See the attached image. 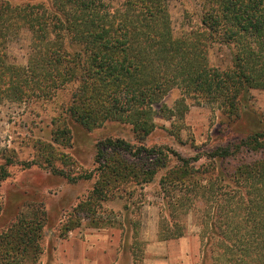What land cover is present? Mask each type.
Returning <instances> with one entry per match:
<instances>
[{
	"label": "rangeland",
	"instance_id": "obj_1",
	"mask_svg": "<svg viewBox=\"0 0 264 264\" xmlns=\"http://www.w3.org/2000/svg\"><path fill=\"white\" fill-rule=\"evenodd\" d=\"M104 1L111 8L123 2ZM202 2L167 1L172 34L199 37L209 66L225 70L232 64L233 46L205 30ZM30 46L29 31L12 32L6 63L28 66ZM77 87L73 82L56 89L47 85L0 98V243L9 255L7 264H155L156 258L164 264H183L184 258L188 264L215 263L207 247L203 251L201 220L207 206L195 205V215L184 206L175 210L171 204L180 188L173 193L164 186V191L159 182L176 163L171 151L190 164L200 156L195 165H206L205 154L264 134V90H250L238 115L228 119L217 103L181 100L180 89L172 88L154 105V130L141 138L130 124L106 116L89 124L92 103L77 111L88 115L87 123L71 115L78 106ZM148 153L154 154L151 160ZM263 155L264 147L261 153L244 151L226 166ZM152 160L157 163L149 168ZM171 230L184 234L158 237Z\"/></svg>",
	"mask_w": 264,
	"mask_h": 264
},
{
	"label": "trees",
	"instance_id": "obj_2",
	"mask_svg": "<svg viewBox=\"0 0 264 264\" xmlns=\"http://www.w3.org/2000/svg\"><path fill=\"white\" fill-rule=\"evenodd\" d=\"M167 1L123 0L111 8L104 0H0V98L77 83L78 106L71 115L87 123L88 115L77 111L92 103L89 124L106 116L130 124L141 138L154 130V105L172 88L180 89L181 100L215 102L222 116L236 117L250 90H264V0H203L201 24L234 49L225 70L209 66L199 37L173 36ZM21 29L31 33L28 66L11 67L7 43ZM263 147L264 134L255 133L205 154L207 164L198 166L200 156L190 164L170 152L176 163L159 183L164 191L180 188L171 204L175 210L184 206L195 215V205L207 206L203 251L207 247L213 264H264V155L226 166L235 154L261 153ZM147 155L151 160L154 154ZM183 234L162 231L158 237ZM7 257L0 243V264Z\"/></svg>",
	"mask_w": 264,
	"mask_h": 264
},
{
	"label": "crops",
	"instance_id": "obj_3",
	"mask_svg": "<svg viewBox=\"0 0 264 264\" xmlns=\"http://www.w3.org/2000/svg\"><path fill=\"white\" fill-rule=\"evenodd\" d=\"M193 245H195V244H193ZM190 248L192 249V251H193V254H195V246H190ZM90 249V248H89ZM186 252H185V250H184V252H183V254H185ZM197 254V253H196ZM181 257V256H180ZM83 258V257H82ZM84 259V258H83ZM184 260L186 261V262H184L183 264H188L187 262V260L184 258ZM155 264H164L163 262H162V259H159V258H156V261L154 262ZM79 264H96V262L95 261H91V262H86V260H83V261H79ZM176 264H181V263H176Z\"/></svg>",
	"mask_w": 264,
	"mask_h": 264
}]
</instances>
